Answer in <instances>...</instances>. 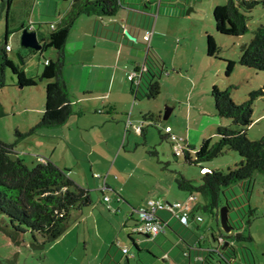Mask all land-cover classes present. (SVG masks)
I'll return each instance as SVG.
<instances>
[{
	"label": "rangeland",
	"instance_id": "1",
	"mask_svg": "<svg viewBox=\"0 0 264 264\" xmlns=\"http://www.w3.org/2000/svg\"><path fill=\"white\" fill-rule=\"evenodd\" d=\"M225 1L192 0L180 14L175 9H169L171 12L163 11L157 14L155 11L154 15L127 10H119L112 15L111 18L118 19L121 23L125 21L127 14L132 16L129 18L133 19L132 22H129L130 20L128 22L133 23L134 27L129 25L123 29L119 26L116 28L110 26L107 31L103 29L104 26H100L101 32L112 35L114 40L110 39L109 43L112 48L116 49L120 45L122 50L120 62L107 60L105 65L108 66H103L102 71L110 74L120 64L119 67H123L124 70L123 78L124 76L128 78L127 81H123V89L121 87L118 90L113 89L114 93L107 99L105 106L103 102L106 98L99 94H104V88L101 87L111 82V80L109 82L110 77L104 78L103 75L97 81H93L99 90L92 94L81 88L79 74L89 64L77 62L79 56L74 54V40L78 31L84 29L86 23L75 22L69 33L71 36L66 45L63 66V72L69 81L70 96L75 102L73 112L62 125L34 128L40 120L46 98L47 79L38 77L43 69L45 58L55 59L57 51L54 48H47L32 52L27 47H23L22 31L33 22V26L40 28L45 34L49 33L50 23H59V13L68 8L69 2L12 0L8 17L7 9H0V40L4 39L8 25L10 30L8 42L11 45L8 55L16 64L22 65L18 51L22 53L25 73L36 77L37 84L20 87L14 75L10 71L7 72L6 85L0 89V139L13 143L16 154L24 158L28 164L36 163L42 156L51 159L61 167L70 169L69 166L81 167L78 159H84L82 153L90 150L92 141L109 135L110 139L106 142L101 141V146L113 151L117 143H122L119 146L122 152L117 161L118 165L123 163L128 166L132 161L145 157L140 168L136 169L134 179L129 183V189L133 193H138L137 187L142 193H149L152 198L183 199L184 196L189 195V192L177 187L175 177L179 173L198 185L202 181L201 165H204L206 169L226 170L227 167L234 166L240 156L233 149L226 148L222 154L211 160L200 164L189 163L183 155L174 154L168 136L176 135L186 138L187 142L196 148L207 138H211V142L217 140L219 125L234 128L238 126L231 119L220 116L216 112L211 95L212 86L216 85L220 89H225L230 84H235L237 88L232 89V98L234 103L240 104L248 97L250 91L264 85L263 70L247 67L238 62L240 45L251 39L258 25L264 24V3L257 4L247 13L249 27L247 32L241 35H227L216 30L213 18L215 5ZM189 7L192 9L186 12ZM82 16L95 19L93 15L82 14ZM112 29H115V32ZM146 29L150 32L149 35ZM133 31H136V34ZM207 33L213 35L219 47L217 56H208L206 53ZM148 46L153 47L164 60L165 70L159 79L160 90L156 97L149 99L143 97L142 86L138 94L139 98L136 99L130 91L131 74L135 65L140 67L144 65ZM225 59L236 61L229 75L225 73ZM124 60L127 61L125 68L121 64ZM118 72L121 71L118 70ZM116 81L114 85L117 84ZM120 81L122 85V78ZM132 105H136L134 114L141 115L140 111H142L146 115L143 133L135 129L134 123L126 125L125 118L122 122L120 118H123V113L113 109L128 108V113ZM167 108L171 110L165 117ZM151 116L153 121H150ZM252 118L253 122L248 128L247 135L250 139L256 140L264 135V98H258L255 101ZM117 133L122 134L116 135ZM123 137L125 141H122ZM128 140L131 142L129 147ZM119 148L117 147V150ZM124 149L131 150L132 155L129 157L132 156L133 160L122 159ZM117 150L110 161L115 160ZM151 150L155 152L151 153ZM191 152L194 155V150ZM94 174L95 176L91 174L87 179L84 178L88 182L78 183L90 189L92 198V204L80 210L85 213L94 208L97 213L96 219L82 218L79 209H72L71 223L65 233L48 242L43 248L30 247L28 243L30 237L27 234L24 236L25 242L16 245L0 231V258L13 259L15 264H182V261L186 260L179 254L180 246L187 247L186 244L180 242V246H177L176 243L181 241L179 235L169 227L165 233L155 238L134 233L135 239H142L141 250H138L122 227L121 220L124 212L121 208L115 213L107 205L99 202L101 193L96 186L100 180L96 174L106 176V173L95 172ZM114 174L120 176V179L123 178L118 169H113L109 172L108 180H118L113 179ZM169 177L172 180L174 192L166 195L164 190L170 182L165 181H170ZM158 191L159 194H153ZM108 192L113 198L116 197L113 191L108 190ZM175 192L182 195L174 196ZM226 193V196L222 195L223 203L219 211L225 205L227 196L232 199L233 207L229 208L228 213L234 225L232 233L242 230L252 236V240L236 242L241 259L237 256L235 264H264V175L256 171L246 180L243 187L233 185L232 189H228ZM194 194L201 205L198 209V213L202 216L200 228L191 225L190 228L184 226L183 229L194 233L205 247L217 246L212 239V234L224 231L220 213L218 218L213 217L209 209L203 208V204L207 202L205 197L199 192ZM250 207L254 208V214L251 217ZM159 213L166 217L171 216L169 212L159 211ZM249 217L251 220L248 223ZM169 219L172 222H178L177 224L182 228L183 225L176 217L171 216ZM123 245L128 247L129 254L122 253ZM171 248L173 250L169 254ZM164 252L168 254V256L165 255L166 258L162 256ZM184 263L193 264L188 261ZM212 263L217 264V261L212 260Z\"/></svg>",
	"mask_w": 264,
	"mask_h": 264
},
{
	"label": "trees",
	"instance_id": "2",
	"mask_svg": "<svg viewBox=\"0 0 264 264\" xmlns=\"http://www.w3.org/2000/svg\"><path fill=\"white\" fill-rule=\"evenodd\" d=\"M65 1H71L70 8L59 23H50V27L51 24L55 27H51L49 33L39 32L34 28L35 26L30 28V24H34L32 22L26 26L37 31L38 38L42 42V48L38 51L47 48H54L57 51L55 59L49 57L48 62L44 61L43 69L38 77L47 79L46 98L40 120L34 128L62 125L73 112L75 102L70 96L69 82L63 75L64 45L72 25L80 15H93L97 22H101L102 18L115 15L122 8H130L151 15H154L155 11L158 14L163 11L171 12L169 9H175L180 14L192 0ZM259 3H264V0H226L225 3L215 5L213 18L216 30L227 35L244 34L249 30L247 13ZM11 4L12 0H0V9H7V17ZM9 33L7 25L4 39L0 40V89L6 85L8 71L14 75L16 83L20 87L36 85L37 78L25 73L23 54L18 51L22 65L16 64L9 57V49L6 47L9 44ZM206 42L207 55L217 56L219 47L213 35L207 33ZM27 48L32 52L35 51L34 48ZM225 61V73L229 75L236 61L232 59H225ZM238 62L241 65L264 71V24L258 25L254 29L251 39L240 45ZM164 70V60L153 47L148 46L144 65L142 68L136 67L135 69L139 75L135 73L131 76L130 87L134 97L139 98L138 94L142 86L144 88L143 97L148 99L156 97L160 90L159 79ZM234 88H237L235 84H230L225 89L213 85L211 95L218 115L231 119L238 127L219 125L217 127L218 139L211 142V138H207L197 148L189 144L186 138H183L180 154L174 151L173 140L171 135L168 136L174 154L176 156L183 155L189 163L200 164L211 160L222 154L226 148L233 149L239 154V161L234 166L227 167L226 170L206 169L204 165H201L202 181L198 185L183 174L179 173L175 177L179 189L186 190L190 195L199 192L205 197L207 202L203 204V208L209 209L215 218H218V211L223 203L222 195L226 196L228 189L231 190L236 184L243 187L246 180L251 178L256 171L264 175V135L256 140L250 139L247 135L248 128L253 122V105L258 98H264V85L250 91L248 97L240 104L233 101L232 89ZM152 119L150 118V121H153ZM143 128L144 126H141V131ZM16 132L20 134L19 131ZM191 150H194V155ZM150 152L154 153L155 151L151 150ZM100 190L104 196L105 189L100 187ZM109 201H105L108 208L114 212L117 211L118 209L113 208ZM226 203L228 208L233 207L232 199L228 196ZM91 204L90 189L71 177L69 168L61 167L51 159L42 156L36 163L28 164L24 158L16 154L13 143H7L0 139V231L6 234L14 244L19 245L25 242L24 236L27 234L30 237L28 242L30 247L43 248L48 242L65 233L71 223L72 209L83 210ZM199 207L201 205L197 208L199 209ZM194 210L195 205L191 217L196 222H200L201 220L195 219V216L200 214L194 213ZM249 214L250 217L254 214V208H249ZM250 217L248 223L251 220ZM135 220L136 225L138 217ZM166 224L168 223L166 222ZM189 224L190 222L186 226ZM230 224L233 228L231 220ZM134 233L138 232L131 230L127 235L137 249L141 250L140 241L134 238ZM213 235L215 240L223 237L224 242L212 246V249H207L203 258L217 261V264H235L239 252L236 242L252 240V236L242 230L235 233L220 232ZM0 264H15V262L13 259L0 258ZM211 264L213 263L211 262Z\"/></svg>",
	"mask_w": 264,
	"mask_h": 264
},
{
	"label": "crops",
	"instance_id": "3",
	"mask_svg": "<svg viewBox=\"0 0 264 264\" xmlns=\"http://www.w3.org/2000/svg\"><path fill=\"white\" fill-rule=\"evenodd\" d=\"M68 2H69V6L67 9H69L71 6V2L70 1H68ZM66 10L60 11V13H59L60 20L65 15V13L67 12ZM120 10H123V11L127 10L129 12L135 11L138 13L145 14L143 12H139V11H136V10L130 9V8H122ZM148 15H150V14H148ZM129 18H132V16L127 14L125 21H123L121 23L120 21H118V19L111 18V16H110V17L102 18L101 22H97L96 17L94 20H92V18H83V16L80 15L77 18V20L75 21L79 24H81V22L86 23V25L84 26V29H80L78 31L77 37L74 40V43H75L74 54L79 56L77 62H79V63L85 62V63L89 64V66L87 67L88 69L85 68L79 74V81L81 84V88L84 91L91 92L90 94H92L93 92H97L99 90L97 88V85L93 84V81H97L103 75H104V78L110 77L109 82H110V80H111V82L108 83L105 87H101V88H104L103 89L104 94H99V96L106 98V100L103 102L104 106L107 103V99H109L110 96L114 93L113 89L118 90L120 87L122 88L123 81L124 80L127 81L128 78H127V76H124V78H123V71L124 70H123V67H119L120 64H118V66H116V68H114L110 74L107 71L106 72L102 71L103 66H105V67L108 66V65H105L107 60H116V61L120 62V59L122 58V50H120V45H118V47L116 49L112 48L111 44H109L111 42L110 39L114 40L112 35H108L103 30H102L103 32H101L100 26L101 25L104 26L103 29H106L107 31L109 30L108 27H110V26L113 28H116L119 26L120 28L122 27L123 29L127 28L129 25L134 27L133 23H129V22H132L131 20H133V19H129ZM124 22H126V23H124ZM34 28L38 29L39 32L44 33V31H42L40 28H36V27H34ZM114 30L115 29H112V31H114ZM147 30L148 29H146V31ZM133 33L136 34V31H133ZM70 36L71 35L69 34L67 41L64 45V53L66 50V45L70 39L69 38ZM115 42H117V41H115ZM119 42H121V41H119ZM68 52H70V51H68ZM126 62L127 61H125V60L123 62H121V64L124 66V68L126 66L125 64H127ZM136 67H138V68H142V67H140L139 65H135V68L133 70V72H135L139 75V72L135 71ZM118 70L121 72H118ZM132 74H131V76H132ZM63 75L66 77L64 72H63ZM116 76H117V78H116ZM121 78H122V85H121V81H120ZM66 79H67V77H66ZM115 81L117 82L116 85H114ZM130 91H131V87H130ZM87 99H89V98H87ZM134 106H136V105H132V108L129 110L128 113H127L128 108L117 109L115 107L113 109H115V111H117L118 113L119 112L123 113V115H124L123 118H120V120L122 122L124 121V118H125L124 122L126 125H127V123L129 125L134 123L135 129L139 133L140 132L142 133L144 131V128H143V131H141V126H145L144 121L147 120V119H145L146 115L142 111H140L141 115H138V113L134 114V111H133ZM150 118H152V116ZM126 119H128V121H126ZM126 130H127V127H126L125 131ZM121 134L122 133H117L116 135H121ZM109 139H110V137L108 135L106 137L98 138L97 140L92 141L90 144V146H91L90 150H86L84 153H82V155L84 156V159H78V164L81 165V167L80 166L78 167V165H77V168H74L75 166H69L70 167V175H73V178L77 182H88L87 180H84V178L87 179L88 176H90L91 174L95 176V174H94L95 172H105L106 173V176H103V175L97 176V174H96V176L99 177V180H100V182H98L97 183L98 185L96 186V188L101 193V196L99 197V202L102 205L103 204L108 205L107 202L104 201L103 193L100 190V187H101L102 183L104 182V178H105L106 188L104 190L105 191L104 193H106L107 195L110 196L109 202L112 205V207L113 208L117 207L118 210L115 211V213L118 212L120 208H121V211L124 212V215L122 216L121 223H122L123 229L125 230V233L128 234V232H131L132 228L135 225V222H136L135 219L137 218V216H136L137 215V211H136L137 208L141 204H143L151 196V195H149V193L148 194L142 193L141 189H138L137 187H136V189L138 190L137 194L133 193L132 190L129 189V183L131 182V180L134 179V173H135L136 169L140 168V165H142L141 162L143 160H145V157L144 158H138L137 160L132 161L128 166H125L123 163L118 165L117 161H118V158L122 152V148H119V146L122 145V143L121 144L117 143L116 148L113 151L107 149V147L101 146V141L103 142V140H105V142H106ZM124 139H125V137H123L122 141H125ZM130 144H131V142H130V140H128V147L131 146ZM96 147H97V149H96ZM117 147L119 148L118 150H117ZM116 150H117V156H116L115 160L110 161V158L114 155ZM130 151H131L130 149H126L124 152V155H122V159H124V160L132 159L133 160L132 156L129 157L130 155H132L130 153ZM40 157H39V159H40ZM39 159H38V161H39ZM46 159H48V158H46ZM113 169L114 170L118 169L120 174H122L121 176L123 178L120 179L119 178L120 176H116L114 174L113 179H118V180H108L107 177L109 175V172H111ZM169 180L170 181H165V182H170V183H168V187L164 190V191H166V195L167 194L169 195L170 193L174 192L172 190L173 186L171 184L172 180L170 179V177H169ZM87 185L90 186L89 183H87ZM108 190L113 191V193L115 194L116 197L113 198L111 196V194L108 192ZM153 194H159V191L155 192ZM180 195H182V194H178L177 192L174 193V196L178 197ZM189 198H190V194L184 196L183 199H177V200H189ZM167 200H169V199L167 198ZM169 201H176V199L169 200ZM190 202H193L195 204L194 213L199 214L197 207L200 205V202L197 200V197H196V199H193V200L191 198ZM113 203L115 205H113ZM122 204H123L124 208H123V206H121ZM111 211H113V210H111ZM160 211L168 213V211H165V210H160ZM228 211H229V209H228ZM83 212L84 211L80 210L82 218H88V217H94V219L97 218V213H96L94 208L91 210H88L85 213H83ZM159 215L169 225L164 222L163 231H161L155 237L159 236L161 233H165L167 227H169V229L175 230L177 232V234L179 235V238L181 240V241H178L176 243V245L180 246V242H184V244H186V246H187V247H184V245L180 246V252H179L180 255H182L184 258H186L185 261H188L189 263L193 262V264H199V263L211 264L212 259H209V260H207V258L204 259L203 255H205L207 249H209V248L212 249V246L205 247L204 245H202L200 238L196 237V235L194 233L186 231V229H183L184 226L187 228V227H191V225H196L197 227L200 228V222H196L193 219V217H191L192 219L190 221L189 226H186L185 224H183L180 221L181 225H183L181 228L180 225L177 224L178 222L175 223L169 219L172 216V214L170 217H166L165 215H163L161 213H159ZM223 232L231 233L232 229H230L228 231L224 230ZM146 236L149 237L148 235H146ZM212 239L217 243V245H219L221 242H224L223 237H220L219 239L215 240L213 234H212ZM137 241H141L140 242V245H141L142 239H138ZM190 244H191V246H190ZM125 246L126 245H123L122 247H125ZM172 250H173V248H171V250H169V254L172 253ZM122 253L123 254H129V249H128V252L124 253L122 251ZM165 255L168 256L167 252H164L162 256L166 258ZM238 257L241 259L239 252H238ZM174 259H175V257H174ZM126 261H128L127 256H126ZM185 261H182L183 262L182 264H186V263H184Z\"/></svg>",
	"mask_w": 264,
	"mask_h": 264
},
{
	"label": "built area",
	"instance_id": "4",
	"mask_svg": "<svg viewBox=\"0 0 264 264\" xmlns=\"http://www.w3.org/2000/svg\"><path fill=\"white\" fill-rule=\"evenodd\" d=\"M51 27H55V25L51 24ZM30 28H33V24H30ZM147 34L150 32L147 30ZM7 49H11V45L8 44ZM45 62H48V58L45 59ZM135 74V72H133ZM171 139L173 140V149L177 154L182 152V137L171 135ZM97 176H101V174H97ZM102 189L106 188V182L104 178V182L101 185ZM196 199L194 194L190 195L189 200H176V201H169V200H162L159 198H148L143 204H141L137 208V217L138 222L133 227L132 230L146 234L150 237H155L164 229V222L160 215V210L168 211L172 214V216L176 217L179 221L183 224L187 225L190 222L192 210L194 208V203L190 202V199ZM103 199L105 201H109V196L104 194ZM196 220H202L200 215L195 216ZM166 223V222H165ZM123 252H128V247H122Z\"/></svg>",
	"mask_w": 264,
	"mask_h": 264
},
{
	"label": "water",
	"instance_id": "5",
	"mask_svg": "<svg viewBox=\"0 0 264 264\" xmlns=\"http://www.w3.org/2000/svg\"><path fill=\"white\" fill-rule=\"evenodd\" d=\"M192 9V7H189L186 12H189ZM21 44L23 47H31L35 50H39L42 48V42H40L38 38V34L36 30H31L27 27L23 28L22 35H21ZM171 108H167L165 112V117L168 116L170 113ZM228 205L225 203L219 211L220 217L223 223V229L228 231L232 229L229 216H228Z\"/></svg>",
	"mask_w": 264,
	"mask_h": 264
},
{
	"label": "clouds",
	"instance_id": "6",
	"mask_svg": "<svg viewBox=\"0 0 264 264\" xmlns=\"http://www.w3.org/2000/svg\"><path fill=\"white\" fill-rule=\"evenodd\" d=\"M31 30H33V29H31Z\"/></svg>",
	"mask_w": 264,
	"mask_h": 264
}]
</instances>
